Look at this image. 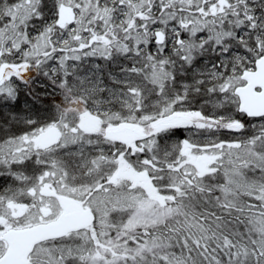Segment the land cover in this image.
Instances as JSON below:
<instances>
[{
	"label": "snow or ice",
	"instance_id": "obj_1",
	"mask_svg": "<svg viewBox=\"0 0 264 264\" xmlns=\"http://www.w3.org/2000/svg\"><path fill=\"white\" fill-rule=\"evenodd\" d=\"M0 264H264V0H0Z\"/></svg>",
	"mask_w": 264,
	"mask_h": 264
}]
</instances>
